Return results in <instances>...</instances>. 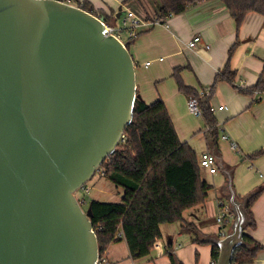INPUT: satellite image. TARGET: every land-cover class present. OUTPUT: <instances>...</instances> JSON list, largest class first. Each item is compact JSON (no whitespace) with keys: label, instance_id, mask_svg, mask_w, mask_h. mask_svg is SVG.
I'll return each instance as SVG.
<instances>
[{"label":"water","instance_id":"1","mask_svg":"<svg viewBox=\"0 0 264 264\" xmlns=\"http://www.w3.org/2000/svg\"><path fill=\"white\" fill-rule=\"evenodd\" d=\"M137 97L133 57L97 15L64 0H0V264H96L91 207L76 190L117 148ZM226 173L234 219L214 239L215 264L244 242Z\"/></svg>","mask_w":264,"mask_h":264},{"label":"crops","instance_id":"2","mask_svg":"<svg viewBox=\"0 0 264 264\" xmlns=\"http://www.w3.org/2000/svg\"><path fill=\"white\" fill-rule=\"evenodd\" d=\"M88 1L94 9L106 13L111 9L117 12L120 7L122 14L118 18L122 23L121 28H125L124 38L118 35L122 41L129 34L150 26L129 46L135 62L136 89L147 102L158 98L164 101L179 139L186 141L198 156L208 150L217 158L215 172L200 170L201 178L208 185L205 200L184 210L181 220L162 223L161 236L156 239L158 247H152L145 256L135 257L131 255L125 239L121 238L105 250L108 264H172L170 253L176 264H213L212 243L214 239L223 237L219 235L221 230L225 234L230 230L234 219L233 215L224 225L216 221L217 200H228L229 196L226 171L231 173L235 196L239 200H244L264 182L261 172L259 175L248 171L257 165L264 173V155L252 161L244 159L248 153L264 147V91L251 89L260 76L264 78L263 17L257 12H248L237 30L221 0L193 3L184 11L163 20L152 17L156 11L153 0L124 3L122 0ZM129 12L132 13L130 17ZM133 19L137 23L129 25ZM194 34H199L201 40L190 47L188 41ZM233 43L232 54L228 55ZM146 61H150L148 65H145ZM226 63L235 71L234 85L224 79L214 84L209 102L215 107L213 114L219 137L216 143L209 144L207 126L201 116L199 119L189 111L187 95L178 88L173 71L178 68L182 82L199 90L210 87L215 74ZM220 105L226 107L219 108ZM222 132L228 134V139L220 137ZM231 140L236 143V148L230 146ZM218 170L220 173H217ZM256 170L260 171L258 168ZM94 185L97 189L95 197H90L101 199L98 197L101 194L112 198L110 200L121 197V189L105 179L101 172ZM84 204L88 205L86 201ZM251 210L255 226L247 227L245 232L258 240L262 248L253 260L244 264H264V189L254 200ZM187 223L190 228L186 226L183 229Z\"/></svg>","mask_w":264,"mask_h":264},{"label":"trees","instance_id":"3","mask_svg":"<svg viewBox=\"0 0 264 264\" xmlns=\"http://www.w3.org/2000/svg\"><path fill=\"white\" fill-rule=\"evenodd\" d=\"M128 1L130 0H122L123 3ZM153 1L156 11L152 17L163 20L202 0ZM221 1L233 18L237 30L246 14L251 11L262 15L264 26V0ZM76 4L112 26V32L116 35L125 29L115 27L118 18L114 10L111 9L109 13L96 10L88 0L77 1ZM149 28L150 26L129 34L123 41L126 47L129 49L132 41ZM234 46V43L230 46L228 55L232 54ZM173 76L178 88L187 98L191 95L198 96V90L182 82L178 68H174ZM234 76L235 71L226 63L223 69L215 74L209 94L198 98L201 117L207 126L206 138L209 144L216 143L219 137L216 118L209 108L214 84L222 79L233 84ZM251 89L264 91V78L260 76ZM136 91L139 93L137 89ZM123 133L126 137L124 142H119L115 151L106 157L98 168L104 170L101 175L105 179L121 189V197L118 200H103L82 196V199L91 207L89 219L97 236L100 255L105 254L112 242L124 238L131 255L141 257L149 254L154 241L161 236L162 223L181 220L184 210L205 200L208 185L201 178L199 156L186 141L179 139L161 98L147 102L141 96L137 97L132 120L126 125ZM263 152V149L255 150L247 154V158L252 160ZM263 189L264 182L243 200L242 209L246 214L243 226L244 242L234 248L230 264L250 262L262 248V244L244 229L255 226L251 206ZM186 226L189 227L190 224H185L183 229ZM217 254L218 246L212 243L213 264ZM170 259L172 264H176L171 253Z\"/></svg>","mask_w":264,"mask_h":264},{"label":"built area","instance_id":"4","mask_svg":"<svg viewBox=\"0 0 264 264\" xmlns=\"http://www.w3.org/2000/svg\"><path fill=\"white\" fill-rule=\"evenodd\" d=\"M66 2H68V0H65ZM132 15L131 12L128 13V17H130ZM124 23V27L125 24H126V20L123 21ZM137 23L136 20H130L129 22V25H135ZM108 27L110 28V30L112 31L113 30V27L112 26H109ZM201 40V37L199 34H194L192 36V38L188 41V46L190 47H194L196 45L197 42H199ZM150 61H146L145 62V65H148ZM210 92V87L209 86H205L201 89L198 90V96H189L187 98V106H188V109L189 111L195 115V116H201V107H200V104H199V97L201 96H205V95H208ZM209 108L210 110L213 112H215V107L213 104H209ZM226 106L225 105H220L219 108H225ZM220 137L222 139H228V134L227 133H224L222 132L220 134ZM125 134L122 132V134L120 135L119 137V140H118V143L119 142H124L125 140ZM230 146L232 148H236L237 145L234 141H230ZM199 165L201 168H205L207 169L209 172H215L217 170V158L216 156L206 150V151H203L200 153L199 155ZM99 170V169H98ZM99 172H101V174H103L104 170L101 169L99 170ZM88 190V187L86 185L83 186V191L84 192H87ZM83 197H81V199H78L81 203H82V206L83 204L85 203V201L82 199ZM217 204H218V213H217V216H216V221L218 222L219 225H224L228 219L230 217H232L234 215L233 211H232V207H231V204L229 203L228 200H223V199H218L217 200ZM219 235L220 236H224L225 235V232L223 230H221L219 232ZM159 246V243L157 240L154 241L153 243V247H158ZM96 264H108V260L104 255H100L98 256L97 260H96Z\"/></svg>","mask_w":264,"mask_h":264},{"label":"rangeland","instance_id":"5","mask_svg":"<svg viewBox=\"0 0 264 264\" xmlns=\"http://www.w3.org/2000/svg\"><path fill=\"white\" fill-rule=\"evenodd\" d=\"M68 2H70V3H74V4H76L77 3V0H68ZM115 27L116 28H120V27H122V23H121V21L119 20V18L116 20V24H115ZM124 31V29H122L121 31H120V36L122 37V38H124L123 36L125 35V33L123 32ZM199 119L201 118L200 116H197ZM258 149H263L264 150V147H262V148H258ZM258 149H256V150H258ZM229 150H231V149H229ZM228 150V151H229ZM255 151V150H254ZM253 152V151H252ZM251 153V152H250ZM230 154H232V151H230ZM249 154V153H248ZM264 155V152L262 153V154H260L258 157H256V158H254V159H257V158H259V157H261V156H263ZM244 159H247L246 161H248L249 159L247 158V155H245L244 156ZM254 159H252V160H254ZM251 160V161H252ZM255 165V164H254ZM246 168V167H245ZM256 168H258L260 171H258V170H256ZM203 170H205V168H202ZM247 169V168H246ZM207 170V169H206ZM250 173H253V174H259V172H261V176H263V178H262V180H264V173H263V171H262V169L260 168V167H257V165H255V166H253V167H251V168H249V170H248ZM217 173H220V170H218V172ZM99 174H100V172H99V170H97V172H94L93 173V175L91 176V178L89 179V182H88V184H86V186L88 187V190H87V192H84L83 191V187H81V188H79V189H77L76 190V197L78 198V199H81V197L82 196H87V198L88 197H90V196H93V197H95V193H96V185H94V183H95V180L97 179V177H99ZM260 175V174H259ZM261 180V181H262ZM91 186H92V188H91ZM98 197H100L101 199H103V200H110V199H112V198H110L109 196H107V195H103V194H101V196H98ZM83 207L85 208L86 206H85V204L83 205Z\"/></svg>","mask_w":264,"mask_h":264}]
</instances>
